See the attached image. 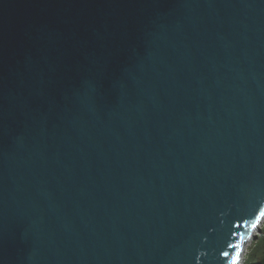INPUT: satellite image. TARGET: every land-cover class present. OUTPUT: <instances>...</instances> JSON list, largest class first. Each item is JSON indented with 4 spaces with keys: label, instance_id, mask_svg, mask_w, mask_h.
Returning <instances> with one entry per match:
<instances>
[{
    "label": "water",
    "instance_id": "obj_1",
    "mask_svg": "<svg viewBox=\"0 0 264 264\" xmlns=\"http://www.w3.org/2000/svg\"><path fill=\"white\" fill-rule=\"evenodd\" d=\"M258 209L264 0H0V264H239Z\"/></svg>",
    "mask_w": 264,
    "mask_h": 264
},
{
    "label": "rangeland",
    "instance_id": "obj_2",
    "mask_svg": "<svg viewBox=\"0 0 264 264\" xmlns=\"http://www.w3.org/2000/svg\"><path fill=\"white\" fill-rule=\"evenodd\" d=\"M264 228V221L260 222V225L255 229L254 233L252 234V237L247 242L246 248L243 252V255H241V260L239 264H257L255 263L257 260L254 257H250L252 255L251 250L257 249V251H254L258 253V258L261 259L264 258V241L260 240L259 238L264 240V232L261 231V229ZM255 245V246H254Z\"/></svg>",
    "mask_w": 264,
    "mask_h": 264
},
{
    "label": "snow or ice",
    "instance_id": "obj_3",
    "mask_svg": "<svg viewBox=\"0 0 264 264\" xmlns=\"http://www.w3.org/2000/svg\"><path fill=\"white\" fill-rule=\"evenodd\" d=\"M261 221H264V209H258L257 210V212L254 214V216L252 218V224H251V226L253 228H256L258 222H261ZM235 227L236 228H239L240 225H236ZM227 248L233 249V251L230 252L228 250H223L221 252V256L223 257L222 264H224L225 261H227L228 264H237L236 259H235V256H234L235 249H234L233 245L228 244L227 245ZM229 257H232V259L229 260Z\"/></svg>",
    "mask_w": 264,
    "mask_h": 264
},
{
    "label": "trees",
    "instance_id": "obj_4",
    "mask_svg": "<svg viewBox=\"0 0 264 264\" xmlns=\"http://www.w3.org/2000/svg\"><path fill=\"white\" fill-rule=\"evenodd\" d=\"M261 231L264 232V228L261 229ZM259 239L262 240V241H264V240L261 239V238H259ZM254 246H255V245H254ZM254 251H257V249H253V250H251L252 255H251L250 257H254V258H256L257 261H256L255 263H257V264H264V258L261 257V259H260V258L257 259V257H258V253L254 252ZM263 256H264V255H263Z\"/></svg>",
    "mask_w": 264,
    "mask_h": 264
}]
</instances>
